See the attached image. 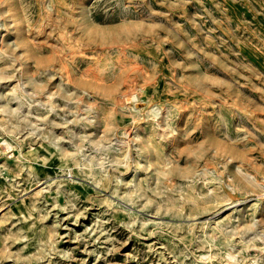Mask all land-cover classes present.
I'll list each match as a JSON object with an SVG mask.
<instances>
[{
  "label": "rangeland",
  "instance_id": "obj_1",
  "mask_svg": "<svg viewBox=\"0 0 264 264\" xmlns=\"http://www.w3.org/2000/svg\"><path fill=\"white\" fill-rule=\"evenodd\" d=\"M262 235L264 0H0V264H264Z\"/></svg>",
  "mask_w": 264,
  "mask_h": 264
},
{
  "label": "bare ground",
  "instance_id": "obj_2",
  "mask_svg": "<svg viewBox=\"0 0 264 264\" xmlns=\"http://www.w3.org/2000/svg\"><path fill=\"white\" fill-rule=\"evenodd\" d=\"M4 29V28H3ZM6 53V52H5ZM90 70H93V69H90ZM88 71V70H87ZM86 71V72H87ZM93 73H94V71H93ZM86 74V73H85ZM133 90V89H132ZM21 95V94H20ZM116 107V106H115ZM100 111H101V114L102 113H104V111L102 110V109H100ZM183 115V114H182ZM106 120L107 121V123H109V119L105 116V117H100V120ZM129 133V132H128ZM129 135V134H128ZM116 137V136H115ZM119 138V137H118ZM124 138V137H123ZM119 140H122V138L121 139H119ZM206 171V170H205ZM225 200H228V199H225ZM218 214V213H217ZM257 221V220H256ZM262 227V226H261ZM260 235H261V233H260ZM258 236V235H257ZM263 236V235H262ZM259 237V236H258ZM264 237V236H263Z\"/></svg>",
  "mask_w": 264,
  "mask_h": 264
}]
</instances>
